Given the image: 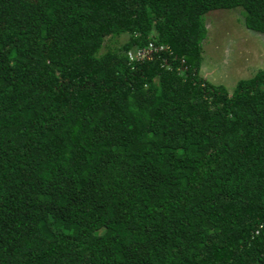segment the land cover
Masks as SVG:
<instances>
[{"label": "trees", "instance_id": "1", "mask_svg": "<svg viewBox=\"0 0 264 264\" xmlns=\"http://www.w3.org/2000/svg\"><path fill=\"white\" fill-rule=\"evenodd\" d=\"M235 8L264 35V0H0V264H264V71L199 75Z\"/></svg>", "mask_w": 264, "mask_h": 264}, {"label": "rangeland", "instance_id": "2", "mask_svg": "<svg viewBox=\"0 0 264 264\" xmlns=\"http://www.w3.org/2000/svg\"><path fill=\"white\" fill-rule=\"evenodd\" d=\"M241 9L214 10L204 15L206 37L202 44L199 75L232 94L240 80L264 71V35L248 31ZM123 35L104 43L114 48L124 43Z\"/></svg>", "mask_w": 264, "mask_h": 264}, {"label": "built area", "instance_id": "3", "mask_svg": "<svg viewBox=\"0 0 264 264\" xmlns=\"http://www.w3.org/2000/svg\"><path fill=\"white\" fill-rule=\"evenodd\" d=\"M163 46H155L152 43H148L145 47L128 51L126 53L127 60L129 62H140L143 60H148L152 57L153 54L164 51Z\"/></svg>", "mask_w": 264, "mask_h": 264}]
</instances>
